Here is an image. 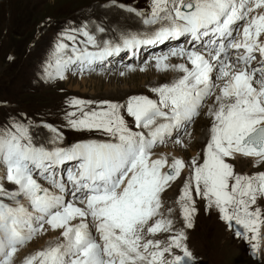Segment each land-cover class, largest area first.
Returning <instances> with one entry per match:
<instances>
[{
  "label": "snow or ice",
  "instance_id": "snow-or-ice-1",
  "mask_svg": "<svg viewBox=\"0 0 264 264\" xmlns=\"http://www.w3.org/2000/svg\"><path fill=\"white\" fill-rule=\"evenodd\" d=\"M136 15L145 25L158 27L149 34H122L118 43L106 40L102 46L81 28L86 45L98 50L74 46L65 58L69 45L59 42L55 70L46 71V78L63 79L70 65L78 63L84 71L122 50L183 37L187 46L154 58L158 70L173 68L182 75L153 88L158 99L134 96L124 105L105 101L89 111L85 107L91 102L69 101L76 111L67 113L68 126L99 131L110 137L108 141L49 149L34 144L30 128L21 122L0 130V165L6 169L7 182L16 186L7 191L0 185V196L15 202L0 200V264H14L15 254L45 225L61 230L62 239L27 256L23 264H195L186 233L176 231L173 220L161 213L160 194L180 177L186 164L179 158L153 159L152 150L190 123L216 89L203 162L191 161L176 203L184 227L191 229L194 190L218 210L229 228L235 225L236 237L251 242L254 254L260 250L264 213L254 206L264 198V172L236 174L227 159L240 154L264 162V0H151L150 13ZM63 39L75 42L76 36L68 33ZM230 50H235L234 57ZM176 56L186 63L169 65V58ZM214 73L221 83L214 82ZM123 112L140 131L128 126ZM44 126L56 144L60 133ZM70 162L73 167L58 179L55 170ZM37 176L51 188L42 186ZM69 184L71 201L65 199ZM160 233H169L166 241L148 238Z\"/></svg>",
  "mask_w": 264,
  "mask_h": 264
},
{
  "label": "rangeland",
  "instance_id": "rangeland-1",
  "mask_svg": "<svg viewBox=\"0 0 264 264\" xmlns=\"http://www.w3.org/2000/svg\"><path fill=\"white\" fill-rule=\"evenodd\" d=\"M94 5L100 7L102 11L111 8L112 5V7L121 6L124 11L128 8L134 9V13H130L137 19L131 18V21L134 20L135 28L132 34H149L158 27V25H145L143 17L136 15V12L148 15L150 12L147 10L151 9V0H0V130L10 127L14 121L21 122L30 128L34 144L49 149L67 148L93 140L103 142L110 137L96 130H74L68 126L67 113L76 111L69 106V101L73 98L89 101L91 103L85 107V111H89L97 109L101 102L105 101L124 105L134 96L158 99L152 89L171 84L182 75L173 68L158 70L155 68L154 57L165 54L172 48L187 46V40L183 37L179 40L165 41L163 44L141 46L135 50H122L117 55L95 63L91 68L86 67L84 71L80 70L78 63L70 65L64 70L63 79L46 78V71L55 70L54 61L59 42L69 45L65 58L71 54V48L74 46L81 49L87 47L88 51L93 52L98 50L96 47L86 45L85 38L79 32L81 28H85L95 36L99 46H102L106 40L118 43L122 34H129L131 28L124 31L125 27L117 29L118 27H114L116 25L109 27L106 33L99 31L102 23L99 21L98 12L91 8ZM103 28L105 29V26ZM68 33L76 36L75 42L63 39ZM177 64V61H172L170 65ZM129 65L133 69L141 66L146 68L145 71L137 74L127 70ZM82 78H89L94 82H85ZM214 82L221 83L215 80ZM214 101L215 94L203 102L199 114L193 117L190 123L174 130L170 137L165 138L164 143L158 144L152 150L154 155L160 154L166 157L171 151H176V158L188 160H183L186 167L180 177L171 182L170 186L160 194L161 213L173 220L174 229L177 227L176 231L183 230L186 233L187 246L195 257V264H264V225L261 226V248L254 254L251 242L236 237L235 225L229 228L219 218L218 210L209 207L206 200L195 195L194 190L196 212L191 229L184 227L180 207L176 203L180 190L190 175L188 166L191 161L196 159L198 163L203 162V150L210 138L211 124L208 122L212 117L209 115V108L213 106ZM123 114L130 128L134 131L141 130L135 127L134 121L126 112ZM199 117L201 122L198 121ZM44 125L53 126L60 133L62 138L56 144L51 143L53 134ZM177 139L181 143H176ZM195 142L198 145L190 149ZM164 151L167 152L163 154ZM171 160L169 156V162ZM227 162L233 166L236 174L254 175L264 172V162L256 164L255 167L247 164L246 169L239 167L234 158H228ZM247 166L253 169L249 171ZM70 167H73L71 162L57 168L55 170L57 178L64 175L66 169ZM36 178L42 186L51 188L46 180L39 176ZM64 182L67 183L66 176ZM0 185H3L7 191L16 188L14 184L7 182L6 169L3 165H0ZM67 189L65 199L70 201L72 190L70 184L67 185ZM0 200L9 204L15 203L3 196H0ZM18 200L27 207L23 197H18ZM260 206L257 201V207L264 213V207ZM169 209H172L171 213ZM73 223H77V220ZM60 231H53L45 225V230L37 233L15 254L14 264H23L27 256L53 246L59 238L62 239ZM92 232L96 236L94 228ZM168 235L169 233H160L148 238L166 241ZM96 238L99 240L98 236ZM166 258H169L167 254Z\"/></svg>",
  "mask_w": 264,
  "mask_h": 264
},
{
  "label": "bare ground",
  "instance_id": "bare-ground-1",
  "mask_svg": "<svg viewBox=\"0 0 264 264\" xmlns=\"http://www.w3.org/2000/svg\"><path fill=\"white\" fill-rule=\"evenodd\" d=\"M115 1V0H114ZM77 2V1H76ZM79 3V2H78ZM117 3V2H116ZM71 5H73V4H71ZM115 5V4H114ZM113 6V5H112ZM111 6V8H106L105 10H101L100 9V7H98V6H96V5H94V6H92L91 8L92 9H94L95 11H97L98 12V14H99V21L102 23V26L100 27V29L102 28L103 29V31L106 33V30H108L109 29V27H112L113 25H116V26H114V27H118L117 29H120V28H122V27H125V28H123V30L124 31H126V29L127 28H131V30H129V33H132L134 30H135V28L133 27V22H134V20L133 21H131V18H134L135 20L137 19L135 16H133L131 13H130V11H124L122 8H120L119 6H117V7H112ZM146 9V8H145ZM149 10H151V9H149ZM149 10H147L148 12H150ZM132 13H134V12H132ZM115 14H116V16H115ZM121 17H124V19H121ZM140 20V19H139ZM131 21V22H130ZM105 26V29L103 28ZM133 27V28H132ZM231 55H232V57H234L235 56V50H233L231 53H230ZM160 55H162V54H158L157 56H160ZM157 56H155V57H157ZM154 57V58H155ZM155 60V59H154ZM172 61H177L178 62V64H182V63H185L186 61L183 59V58H181V57H178V56H176V57H170L169 58V60L167 61V63L170 65L171 63H172ZM190 67V66H189ZM145 68L146 67H144V66H141V67H137V68H132V70H129L128 68H127V70H129V71H131L132 73L133 72H135V73H137V74H139V73H141V72H143V71H145ZM155 68H157L156 66H155ZM141 69H143V70H141ZM147 69H148V67H147ZM149 70V69H148ZM152 71V70H151ZM151 71H150V73H151ZM156 71V70H155ZM213 78H214V80H215V73L213 74ZM83 79V81H90V82H94V80H92V79H89V78H82ZM98 80H100V78H98ZM82 83V82H81ZM218 89L215 91V93L214 94H218ZM210 107H212V106H210ZM206 110H208V109H206ZM202 117V116H201ZM200 118V117H199ZM198 118V119H199ZM199 122H201V118L198 120ZM198 122V123H199ZM208 124H212V119L210 120V122H208ZM209 133V132H208ZM188 139V138H187ZM203 139H205V137H203ZM187 141H189V140H187ZM207 142V141H206ZM204 143V142H203ZM193 144V143H192ZM200 144V143H199ZM202 144V143H201ZM198 144H197V142H195L194 143V146L193 147H190V149H193L195 146H197ZM167 151H164L163 152V154H165ZM194 152V151H193ZM156 154V153H155ZM197 154V153H196ZM196 154H194V155H196ZM171 158H176L177 157V152L176 151H171L169 154H168ZM193 155V156H194ZM161 156H164V155H160V154H157V155H154V153L152 154V158L153 159H155V158H159V157H161ZM169 156L168 157H166V156H164V157H166L168 160H169ZM182 156H183V154H182ZM198 157V156H197ZM183 160H185V161H188V160H186V159H183ZM234 161H235V163L240 167H242V168H244V169H246V166L245 165H247V164H252V165H254V167H255V165L256 164H258L257 162H256V158H253V157H245V156H243V155H240V154H237L235 157H234ZM242 164V165H241ZM70 165H72V164H70ZM245 167H244V166ZM251 169H253L252 167H248L247 166V170H249V171H251ZM248 171V172H249ZM66 173V172H65ZM64 173V174H65ZM188 173H190V169H188ZM260 173V172H259ZM249 174V173H248ZM246 175V174H245ZM186 178V176L185 177H183V180ZM70 199L72 200L73 199V197L71 196L70 197ZM70 200V201H71ZM258 202H259V205L261 204V206L260 207H264V198L263 199H258L257 200ZM79 206V205H78ZM254 207H257V204L254 206ZM163 212H165V211H163ZM78 221L79 220H77V223H78ZM75 224V223H74ZM226 224V223H225ZM203 226V225H202ZM177 227H175V229H176ZM188 233V232H187ZM191 233V232H190ZM263 235H264V232H263ZM196 238V237H195ZM59 240H61V238H59ZM58 240V241H59ZM57 241V240H56ZM263 248H264V245H263ZM206 251V250H205ZM255 257H257V256H255ZM263 261V260H262Z\"/></svg>",
  "mask_w": 264,
  "mask_h": 264
}]
</instances>
